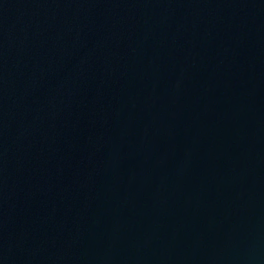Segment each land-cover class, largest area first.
<instances>
[{"label":"water","instance_id":"obj_1","mask_svg":"<svg viewBox=\"0 0 264 264\" xmlns=\"http://www.w3.org/2000/svg\"><path fill=\"white\" fill-rule=\"evenodd\" d=\"M0 264H264V0H0Z\"/></svg>","mask_w":264,"mask_h":264}]
</instances>
